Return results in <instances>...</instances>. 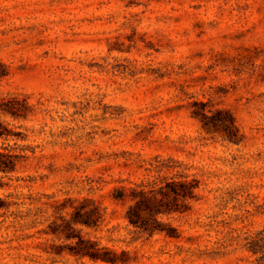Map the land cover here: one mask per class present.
Listing matches in <instances>:
<instances>
[{"label":"rangeland","instance_id":"obj_1","mask_svg":"<svg viewBox=\"0 0 264 264\" xmlns=\"http://www.w3.org/2000/svg\"><path fill=\"white\" fill-rule=\"evenodd\" d=\"M10 98L30 111L0 107L17 161L0 173V264H110L49 233L56 204L87 197L105 221L77 229L127 264H264V0H0ZM197 103L229 109L243 141L206 133ZM158 156L203 181L191 212L161 217L179 238L141 232L113 196Z\"/></svg>","mask_w":264,"mask_h":264},{"label":"trees","instance_id":"obj_2","mask_svg":"<svg viewBox=\"0 0 264 264\" xmlns=\"http://www.w3.org/2000/svg\"><path fill=\"white\" fill-rule=\"evenodd\" d=\"M4 114L14 118L27 117L29 107L20 106L16 98L8 99L1 104ZM193 116L200 120L204 131L211 135H219L223 140L241 143L243 134L237 123L235 115L225 108L213 109L206 103H197L192 111ZM11 134L0 121V140ZM4 150H9L4 148ZM147 161L146 171L148 179L129 181V185L121 184L114 189L116 200L127 204L126 218L131 225L150 236L164 233L169 237L179 238V228L164 222L161 217L172 214L184 215L193 210V202L199 200V191L203 184L196 174L185 172L183 164ZM15 156L0 150V173L9 174L16 170ZM4 205L0 202V208ZM56 220L50 225L49 233L59 239L73 241L70 252L76 256L89 257L93 261H104L110 264H127L130 262L128 252H118L102 246L100 241L86 237L77 229V226L98 228L105 221V208L95 199H67L56 204ZM69 211L70 218L64 215ZM256 245L257 241H256ZM254 254L262 251L259 246L249 248Z\"/></svg>","mask_w":264,"mask_h":264}]
</instances>
